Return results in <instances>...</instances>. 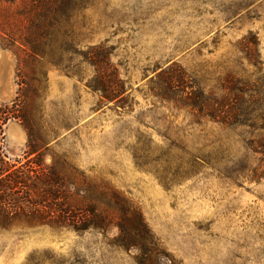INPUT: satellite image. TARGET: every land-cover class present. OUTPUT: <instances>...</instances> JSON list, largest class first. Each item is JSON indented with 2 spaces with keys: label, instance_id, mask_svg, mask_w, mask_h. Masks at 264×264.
Segmentation results:
<instances>
[{
  "label": "rangeland",
  "instance_id": "rangeland-1",
  "mask_svg": "<svg viewBox=\"0 0 264 264\" xmlns=\"http://www.w3.org/2000/svg\"><path fill=\"white\" fill-rule=\"evenodd\" d=\"M29 2L0 0V53L12 63L0 119L17 116L0 131L1 172H46L38 157L82 172L140 212L151 244L19 216L0 229V264H138L153 248L159 264H264V152H254L264 131L251 128L264 117L221 123L201 109L209 99L219 112L237 88L264 114V0H89L52 32H37ZM96 53H107V92L93 89ZM30 136L42 156L29 154Z\"/></svg>",
  "mask_w": 264,
  "mask_h": 264
},
{
  "label": "trees",
  "instance_id": "trees-1",
  "mask_svg": "<svg viewBox=\"0 0 264 264\" xmlns=\"http://www.w3.org/2000/svg\"><path fill=\"white\" fill-rule=\"evenodd\" d=\"M87 1L89 0H30L27 8L38 21L35 26L37 32H52L61 20L68 19L75 11L82 9ZM25 43L31 55L40 56V42L27 38ZM106 55L107 53H96L91 56L100 78L93 89L103 92H107L112 84L109 85L106 79L108 68L105 69V66L109 65L104 61L107 59ZM104 62L105 66H102L101 63ZM101 80H106V85ZM232 92L236 93L235 97L227 96L222 99V110L219 112L214 111L209 99L202 102L201 109L207 111L212 119L219 118L221 123L236 117H264L262 110L252 107L258 102L255 96L244 94V89L234 88ZM236 105L240 108L236 109ZM15 115V111H8L7 117L0 119V131L8 120L17 118ZM251 128L264 131V127ZM37 146L30 136L27 145L30 155L40 153L42 156V148ZM262 150L264 152V134L257 139L254 152ZM34 164L39 170L46 172H1L4 168H0V229L9 228L11 221L19 216L38 220L39 226L68 228L80 233L88 230L105 231L115 227L119 231L117 243L122 247L139 250L150 248L148 230L140 212L115 191L92 186L82 172H58L57 168L46 166L40 157L35 159ZM3 175L4 178H1ZM163 255V252L153 248L148 254L144 252L138 257L137 263L159 264L158 258Z\"/></svg>",
  "mask_w": 264,
  "mask_h": 264
},
{
  "label": "crops",
  "instance_id": "crops-1",
  "mask_svg": "<svg viewBox=\"0 0 264 264\" xmlns=\"http://www.w3.org/2000/svg\"><path fill=\"white\" fill-rule=\"evenodd\" d=\"M7 56V52L0 53V70L2 69V72L0 71V73H2V75L4 76V80H8L10 71L12 69V63ZM7 126L8 131L13 137L15 143L18 145H23L26 142V135L24 133V130L17 123L13 122H9Z\"/></svg>",
  "mask_w": 264,
  "mask_h": 264
},
{
  "label": "bare ground",
  "instance_id": "bare-ground-1",
  "mask_svg": "<svg viewBox=\"0 0 264 264\" xmlns=\"http://www.w3.org/2000/svg\"><path fill=\"white\" fill-rule=\"evenodd\" d=\"M7 97H8V94L4 93L3 98H7Z\"/></svg>",
  "mask_w": 264,
  "mask_h": 264
}]
</instances>
